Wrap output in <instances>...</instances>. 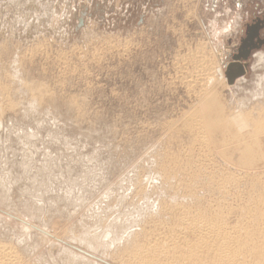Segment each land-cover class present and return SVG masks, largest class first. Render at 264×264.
Wrapping results in <instances>:
<instances>
[{
	"label": "rangeland",
	"instance_id": "obj_1",
	"mask_svg": "<svg viewBox=\"0 0 264 264\" xmlns=\"http://www.w3.org/2000/svg\"><path fill=\"white\" fill-rule=\"evenodd\" d=\"M262 21L264 0H0V241L29 264H126L180 181L216 197L205 174L245 169L231 137L226 164L184 130L180 68L207 47L220 111L264 108ZM174 164L198 178L166 181Z\"/></svg>",
	"mask_w": 264,
	"mask_h": 264
},
{
	"label": "bare ground",
	"instance_id": "obj_2",
	"mask_svg": "<svg viewBox=\"0 0 264 264\" xmlns=\"http://www.w3.org/2000/svg\"><path fill=\"white\" fill-rule=\"evenodd\" d=\"M206 48L200 49L201 51L199 50L197 54L191 51L193 56H190L191 58L187 59L183 63L184 66L180 68L185 72L181 83L186 89H192V91L195 89L193 91L195 101L199 104L196 110L192 108L194 111L185 112L187 113L183 115L185 123L182 125L187 134L192 137L194 145L205 148L207 152L218 149L214 146L215 139L219 142H224L229 137L234 139L235 145L231 147L236 152L240 163L232 167L236 166L245 170L222 172L218 170L219 172L216 171V174L209 177L205 174L207 184L203 186L209 188H207L208 194L209 191L216 192V197L212 196L213 199L210 200H203V197L199 196V188L192 183L193 181L190 182L191 185L180 181L178 186L181 200L174 199L175 203L169 201V205L167 203V206H160V214H158V220L154 221V225L140 229V234H137L139 240L135 235L137 238L134 236L130 247H127L129 255L125 261L126 264H264V108L254 106L247 112L242 109V113L236 111L237 114L233 116L229 114L231 112H228L227 114L230 115L228 117L223 109L220 111L222 106L216 105L214 86L217 84L218 87V83L226 84L220 74V63L215 61L214 56H211L212 53L209 54L210 51L208 53ZM259 63H264L263 54L257 55L256 64ZM191 69L194 73L190 71ZM4 89L8 92L7 88L4 87ZM211 110L216 111L215 114L219 116V119L212 118ZM252 111L256 113L252 114ZM192 145L193 143L191 147ZM221 148L215 152L219 153L220 160L226 164L236 162V160L229 161L225 150ZM258 163H261L263 170H249L254 169ZM179 169L181 167L176 164L169 165L168 170H164L166 181L178 176L181 179L186 177L185 180L188 177L192 180L197 177V172ZM198 186L201 188L200 185ZM93 240L97 239L90 240L92 248L97 247L96 241ZM17 252L12 245H6L1 240L0 264H29Z\"/></svg>",
	"mask_w": 264,
	"mask_h": 264
},
{
	"label": "water",
	"instance_id": "obj_3",
	"mask_svg": "<svg viewBox=\"0 0 264 264\" xmlns=\"http://www.w3.org/2000/svg\"><path fill=\"white\" fill-rule=\"evenodd\" d=\"M243 58H244V60H245L247 57L244 56ZM235 65H238V66H239L240 72L237 73V74H233V75H230V73L227 72L226 75H227L228 83H229V84H232V83L236 80V78H238V77H240V76H243L244 73H245L244 67L241 66V65L239 64V62H236V63L232 64V67H234Z\"/></svg>",
	"mask_w": 264,
	"mask_h": 264
},
{
	"label": "flooded vegetation",
	"instance_id": "obj_4",
	"mask_svg": "<svg viewBox=\"0 0 264 264\" xmlns=\"http://www.w3.org/2000/svg\"><path fill=\"white\" fill-rule=\"evenodd\" d=\"M262 22H264V21H262Z\"/></svg>",
	"mask_w": 264,
	"mask_h": 264
}]
</instances>
